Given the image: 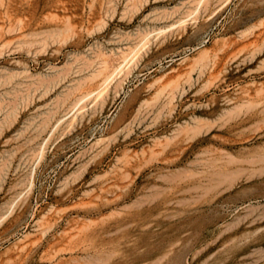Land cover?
Here are the masks:
<instances>
[{
  "label": "rangeland",
  "instance_id": "rangeland-1",
  "mask_svg": "<svg viewBox=\"0 0 264 264\" xmlns=\"http://www.w3.org/2000/svg\"><path fill=\"white\" fill-rule=\"evenodd\" d=\"M0 264H264V0H0Z\"/></svg>",
  "mask_w": 264,
  "mask_h": 264
}]
</instances>
